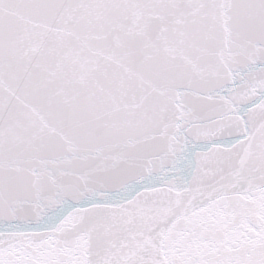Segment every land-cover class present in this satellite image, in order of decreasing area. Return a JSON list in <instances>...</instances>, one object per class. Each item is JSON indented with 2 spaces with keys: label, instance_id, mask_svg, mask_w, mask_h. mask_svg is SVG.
<instances>
[{
  "label": "snow or ice",
  "instance_id": "1",
  "mask_svg": "<svg viewBox=\"0 0 264 264\" xmlns=\"http://www.w3.org/2000/svg\"><path fill=\"white\" fill-rule=\"evenodd\" d=\"M0 264H264V0H0Z\"/></svg>",
  "mask_w": 264,
  "mask_h": 264
}]
</instances>
